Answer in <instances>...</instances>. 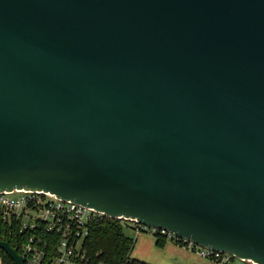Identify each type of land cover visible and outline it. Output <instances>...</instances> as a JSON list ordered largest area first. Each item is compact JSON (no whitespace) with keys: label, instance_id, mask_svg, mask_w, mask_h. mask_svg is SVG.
<instances>
[{"label":"water","instance_id":"95a60500","mask_svg":"<svg viewBox=\"0 0 264 264\" xmlns=\"http://www.w3.org/2000/svg\"><path fill=\"white\" fill-rule=\"evenodd\" d=\"M15 189L264 264V0H0Z\"/></svg>","mask_w":264,"mask_h":264},{"label":"built area","instance_id":"2783aa9c","mask_svg":"<svg viewBox=\"0 0 264 264\" xmlns=\"http://www.w3.org/2000/svg\"><path fill=\"white\" fill-rule=\"evenodd\" d=\"M101 216L105 215L49 192L24 189L0 192V240L14 237L18 245H11L23 257V264H103L95 262L83 246L89 223ZM119 219L128 222L135 234H163L167 240H179L180 246L222 264L234 258L156 227Z\"/></svg>","mask_w":264,"mask_h":264},{"label":"trees","instance_id":"16d2710c","mask_svg":"<svg viewBox=\"0 0 264 264\" xmlns=\"http://www.w3.org/2000/svg\"><path fill=\"white\" fill-rule=\"evenodd\" d=\"M124 227L131 229L128 222H123L119 218L101 216L91 221L83 243L87 253L94 258L95 262L103 264H152L131 256L134 240L125 234ZM154 236L159 246L167 241L163 234L156 233ZM7 239L10 244L18 245L13 236H8ZM171 242L181 244L179 240H171ZM0 260L1 264H14L2 249H0Z\"/></svg>","mask_w":264,"mask_h":264},{"label":"crops","instance_id":"0c3cea01","mask_svg":"<svg viewBox=\"0 0 264 264\" xmlns=\"http://www.w3.org/2000/svg\"><path fill=\"white\" fill-rule=\"evenodd\" d=\"M130 237L133 238L131 256L152 264H222L210 258H205L193 250L177 245L167 240L162 246L156 244V239L146 233L135 234L130 229ZM234 258L226 264H253L251 261ZM1 264V260H0Z\"/></svg>","mask_w":264,"mask_h":264},{"label":"rangeland","instance_id":"374dc122","mask_svg":"<svg viewBox=\"0 0 264 264\" xmlns=\"http://www.w3.org/2000/svg\"><path fill=\"white\" fill-rule=\"evenodd\" d=\"M124 232H125V234L128 235V236H129V234L131 233V231H130V229H129L128 227H127V228L124 227ZM146 234H148V233H146ZM149 235L154 236V235H152V234H149ZM154 237H155V236H154ZM133 244H134V243H133ZM131 251H132V250H131ZM234 259H235L237 262H240L239 259H237V258H235V257H234Z\"/></svg>","mask_w":264,"mask_h":264}]
</instances>
